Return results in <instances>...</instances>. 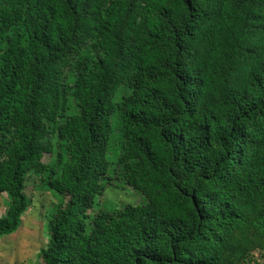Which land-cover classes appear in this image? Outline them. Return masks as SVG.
<instances>
[{
	"label": "trees",
	"instance_id": "16d2710c",
	"mask_svg": "<svg viewBox=\"0 0 264 264\" xmlns=\"http://www.w3.org/2000/svg\"><path fill=\"white\" fill-rule=\"evenodd\" d=\"M34 176L71 184L37 264H264V0H0V240Z\"/></svg>",
	"mask_w": 264,
	"mask_h": 264
},
{
	"label": "rangeland",
	"instance_id": "374dc122",
	"mask_svg": "<svg viewBox=\"0 0 264 264\" xmlns=\"http://www.w3.org/2000/svg\"><path fill=\"white\" fill-rule=\"evenodd\" d=\"M125 85H130V81L126 80ZM122 94L119 93L118 96L120 97ZM113 110L115 113V128L113 129L112 138L117 136L118 125L122 122L125 113L118 100L114 102ZM115 141V145L111 144L107 153V159L112 163L116 161L119 154L117 148L118 137ZM49 143L52 147L51 154H46L43 160L47 165L53 163L56 157L53 136L50 137ZM44 185L45 182L35 176L28 179L26 193L32 200V206L25 215L21 229L14 235L0 240V264H37L39 253L47 247L46 216L51 207L60 204L63 198L69 194L68 190L71 189V184L54 180L52 189H46ZM137 187L138 184L134 175L130 174L123 180L122 178L117 180L113 187H108L104 191L94 187L89 194L99 200L101 204L110 202L114 206L121 203L137 205L143 202V196ZM5 208V198L0 195V214L4 213ZM254 256L255 260L262 261L258 253H255Z\"/></svg>",
	"mask_w": 264,
	"mask_h": 264
}]
</instances>
